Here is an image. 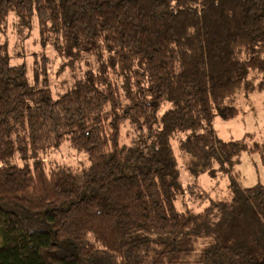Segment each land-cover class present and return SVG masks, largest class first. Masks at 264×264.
<instances>
[{"label": "trees", "instance_id": "obj_1", "mask_svg": "<svg viewBox=\"0 0 264 264\" xmlns=\"http://www.w3.org/2000/svg\"><path fill=\"white\" fill-rule=\"evenodd\" d=\"M10 13L87 68L54 97L0 44V264H189L200 242L198 264H264L263 185L178 209L173 147L211 175L261 150L212 121L264 90V0H0V30ZM64 141L88 164L46 170Z\"/></svg>", "mask_w": 264, "mask_h": 264}, {"label": "rangeland", "instance_id": "obj_2", "mask_svg": "<svg viewBox=\"0 0 264 264\" xmlns=\"http://www.w3.org/2000/svg\"><path fill=\"white\" fill-rule=\"evenodd\" d=\"M40 38L35 15L31 18L29 28L21 29L14 13H10L0 30V44L5 46L10 63L24 65L31 85L46 86L54 97H58L84 74L87 59L81 57L72 62L67 61L59 51V40L52 35L50 41L42 43ZM249 80L256 85L264 82V75L250 76ZM235 104L239 112L233 118H213L212 126L216 135L224 140H245L250 145L256 142L261 150L242 152L235 162L227 166L230 169L229 174L223 173L218 164H215L214 173L211 175L193 170L190 167L191 158L181 148L180 141H173L179 170L178 181L181 185V192L175 201L178 209L190 208L199 211L211 201L230 199V175L235 178L240 188L256 184L264 187V90L246 87ZM121 134L123 140L125 135L123 132ZM41 157L46 170L55 164L73 168L88 164L85 155L73 150L67 141L45 152ZM188 184H194L197 190L194 187L189 188ZM200 199L204 201L198 202ZM201 246L203 242L197 245L196 251L190 256L189 264H198L195 260ZM95 256L99 260L96 264H117L115 259L102 251Z\"/></svg>", "mask_w": 264, "mask_h": 264}]
</instances>
